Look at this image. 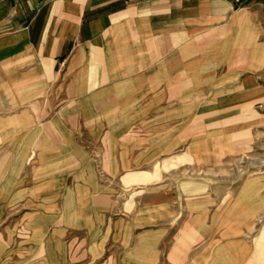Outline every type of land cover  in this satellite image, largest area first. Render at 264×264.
<instances>
[{
  "label": "crops",
  "instance_id": "crops-1",
  "mask_svg": "<svg viewBox=\"0 0 264 264\" xmlns=\"http://www.w3.org/2000/svg\"><path fill=\"white\" fill-rule=\"evenodd\" d=\"M242 9L248 21L264 22V0H0V196H19L56 174L65 184L69 146L93 191L100 173L108 189L115 172L191 145L195 128L217 132L232 148L248 143L264 116L244 113L264 110V94L235 84L215 105L194 110L195 31L227 30ZM164 95L186 96L168 109L171 118ZM125 100L142 105L134 111L142 112L145 145L114 155L128 125L116 118ZM209 143H201L203 157Z\"/></svg>",
  "mask_w": 264,
  "mask_h": 264
},
{
  "label": "rangeland",
  "instance_id": "rangeland-1",
  "mask_svg": "<svg viewBox=\"0 0 264 264\" xmlns=\"http://www.w3.org/2000/svg\"><path fill=\"white\" fill-rule=\"evenodd\" d=\"M248 14L236 12L221 32L218 25L195 31V112L215 105L235 84L264 94V22L261 16L248 21ZM234 70L239 74L232 78ZM174 97L163 96L164 118L186 100ZM125 101L116 118L128 125L122 142L116 136L112 143L114 155L145 145L139 143L142 112L134 111L142 105ZM256 114L264 110L244 117ZM255 129L248 143L232 148L217 132L195 128L191 147L182 143L115 172L108 189L100 173L93 191L87 189L91 176L78 170L79 151L69 146L65 184L56 174L19 196H0V264H264V120Z\"/></svg>",
  "mask_w": 264,
  "mask_h": 264
}]
</instances>
